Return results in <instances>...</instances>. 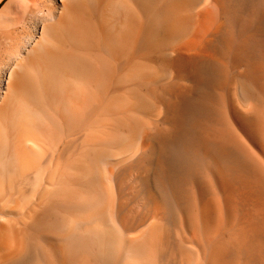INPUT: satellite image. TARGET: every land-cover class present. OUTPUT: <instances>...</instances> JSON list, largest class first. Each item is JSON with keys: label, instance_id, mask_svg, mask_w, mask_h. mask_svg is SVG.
I'll list each match as a JSON object with an SVG mask.
<instances>
[{"label": "bare ground", "instance_id": "1", "mask_svg": "<svg viewBox=\"0 0 264 264\" xmlns=\"http://www.w3.org/2000/svg\"><path fill=\"white\" fill-rule=\"evenodd\" d=\"M0 264H264V0H0Z\"/></svg>", "mask_w": 264, "mask_h": 264}]
</instances>
